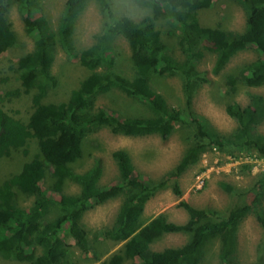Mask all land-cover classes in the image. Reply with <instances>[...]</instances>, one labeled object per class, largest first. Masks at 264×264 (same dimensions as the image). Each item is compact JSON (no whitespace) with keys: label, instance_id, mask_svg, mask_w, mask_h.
<instances>
[{"label":"trees","instance_id":"1","mask_svg":"<svg viewBox=\"0 0 264 264\" xmlns=\"http://www.w3.org/2000/svg\"><path fill=\"white\" fill-rule=\"evenodd\" d=\"M88 1L65 0L57 25L52 27L42 13L40 0H0V55L19 44L8 19L14 5L33 41V49L7 68L16 74L18 84L4 89L3 98L27 95L32 108L23 121L0 106V156H9L13 151L28 153V143L33 140L36 144L29 160L0 179V259L71 264L70 245L59 233L63 229L86 254L94 249L93 241L99 237L122 242L118 251L98 264H199L206 247L215 240L218 264H252L237 257L238 231L249 214H253L264 231V168L248 187L220 182L227 193L237 190L243 197L225 210L197 207L180 200L178 206L187 214L183 222L170 220L165 213L145 221L142 214L146 202L158 189L169 187L181 195L179 177L213 147L232 156L247 150L264 158V134L257 129L264 119V96L248 90L264 85V0H233L245 12L240 31L221 23L201 22L198 13L209 8L212 0H135L150 10L139 20L114 14L110 0H96L104 14L102 27L94 35L93 43L78 48L73 36L75 23ZM157 20L166 27L164 32L156 26ZM119 35L130 48L134 68L131 76L117 70L113 47ZM173 38L180 55L173 53ZM249 47L258 56L224 77L227 94H234L239 85L247 88V103L225 104V112L235 127L222 133L192 108L198 87L208 82L198 62L205 51L212 52L210 72L217 75L232 57ZM57 48L78 62L86 75L64 100L44 101L59 82L51 72ZM153 75H180L183 105H173L165 94L157 91L152 85ZM112 90L142 102L148 114L122 115L94 104L98 95ZM177 125L193 128L191 141L173 167L158 179L135 175L131 156L124 148L111 153L117 178L108 185L99 182L103 165L98 157L84 170L74 169L86 150L97 144L87 138L100 126H107L115 134L158 135L167 139ZM241 166L248 168L247 163ZM46 178L49 182L44 186ZM68 182L76 184L78 190L65 192ZM118 196L121 203L113 223L96 229L91 241L82 220L84 213ZM27 199L30 200L27 205L20 202ZM51 208L59 209L58 214L45 219ZM168 233H183L187 239L178 246L151 248L153 242ZM257 252V264H264V242L259 241Z\"/></svg>","mask_w":264,"mask_h":264},{"label":"rangeland","instance_id":"2","mask_svg":"<svg viewBox=\"0 0 264 264\" xmlns=\"http://www.w3.org/2000/svg\"><path fill=\"white\" fill-rule=\"evenodd\" d=\"M212 5L199 11L198 17L201 22L209 25L221 23L223 27L232 30H242L244 26L245 12L241 5L233 0H212ZM65 0H40L42 13L48 18L52 27H56L59 14ZM111 9L114 14L126 15L133 20H139L150 10L137 4L135 0H110ZM104 14L98 7L96 0H89L85 9L78 16L75 23L74 39L78 48H83L94 42V35L101 29ZM8 19L14 30L18 46L8 49L0 55V106L9 114L26 121L31 110L29 97L16 96L9 99L3 98L4 89H11L17 86L16 74L7 70L12 62L33 49V41L26 34L24 23L16 9L12 6L8 12ZM156 26L165 31L164 24L156 21ZM164 39L167 35L164 34ZM114 56L117 70L122 74L131 76L134 68L130 61V48L122 36H117L114 41ZM173 53L180 55V48L176 38L172 39ZM258 53L251 47L241 50L226 64L224 70L217 75L210 72L214 60V54L205 51L198 62V68L208 82L198 87L193 100L192 108L195 112L206 118L216 129L222 133H228L235 127L234 121L226 114L225 104L237 101L241 105L247 103L245 87L239 85L234 94L226 93L225 74L236 72L241 64L253 60ZM51 72L58 77V85L54 87L44 101H62L69 90L75 87L79 79L86 75V71L75 60L57 48L55 58L51 66ZM6 77H9L6 79ZM183 80L180 75L172 77L152 76V85L165 94L168 101L173 105H183ZM251 92H258L264 96V85L259 87H248ZM96 106H107L110 111L122 113V115H147L146 106L135 99H131L119 92L112 90L100 94L94 101ZM192 127L177 125L173 133L167 139H161L158 135L132 136L112 133L107 126H100L99 129L89 134L87 140L96 142L90 146L84 156L74 164L77 171L84 170L93 163L94 157L102 161L103 172L99 179L100 184L108 185L117 178V169L111 153L118 148L127 149L134 166V173L144 179H158L164 172L169 170L179 159L183 149L191 141ZM260 133L264 134V119L257 126ZM28 153L13 151L9 156H0V179L2 176L20 167L25 161L32 157L36 151L35 141L27 145ZM237 153V152H236ZM244 169L241 165L246 164ZM264 168V158L259 157L254 151H240L237 156L227 154L226 151L213 147L204 152L197 163L190 166L178 179L181 188V195H176L169 187L156 190L154 195L146 202L142 218L148 221L159 213H165L168 219L175 222H183L186 219V212L178 206L180 200H185L197 207H213L225 210L233 205L238 199H243L235 190L229 194L220 186L224 181L239 187H248L255 175ZM203 178L199 186L197 177ZM49 180L46 178L44 186ZM78 190L76 184L68 182L64 191L72 193ZM27 205L30 200H20ZM121 203V196L110 198L102 204L88 209L83 215V222L89 230L91 241L95 238V230L102 226L113 223L116 211ZM59 209L51 208L46 213L45 219H50L58 214ZM60 237L70 245L71 264H98L107 259L113 252L119 250L122 242L108 238H98L93 241L94 249L89 253H83L76 246L74 237L67 231H59ZM187 235L183 233H168L151 244L155 250L163 247L178 246L183 244ZM264 242V231L254 218L249 214L243 219L238 231L237 257L246 263L257 264V244ZM39 252V249L36 251ZM218 242L212 241L205 249L204 258L199 264H218ZM0 264H31L30 262H18L0 259Z\"/></svg>","mask_w":264,"mask_h":264},{"label":"built area","instance_id":"3","mask_svg":"<svg viewBox=\"0 0 264 264\" xmlns=\"http://www.w3.org/2000/svg\"><path fill=\"white\" fill-rule=\"evenodd\" d=\"M200 176H202V175H199V176L197 177V181H198L199 186H200L201 183L203 182V178L200 177Z\"/></svg>","mask_w":264,"mask_h":264}]
</instances>
